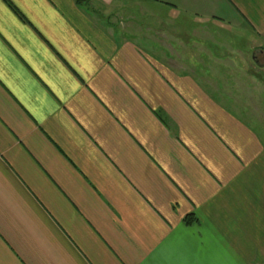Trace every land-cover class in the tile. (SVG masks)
<instances>
[{
  "label": "crops",
  "instance_id": "crops-1",
  "mask_svg": "<svg viewBox=\"0 0 264 264\" xmlns=\"http://www.w3.org/2000/svg\"><path fill=\"white\" fill-rule=\"evenodd\" d=\"M81 2L0 0V264H264L263 126L94 16L264 47V0Z\"/></svg>",
  "mask_w": 264,
  "mask_h": 264
},
{
  "label": "rangeland",
  "instance_id": "rangeland-1",
  "mask_svg": "<svg viewBox=\"0 0 264 264\" xmlns=\"http://www.w3.org/2000/svg\"><path fill=\"white\" fill-rule=\"evenodd\" d=\"M94 13L103 25L112 27L120 34L131 37L141 31L153 36L158 40L156 46L160 55L170 58L168 63L175 66L183 65V57L197 55L200 68L209 72V75L199 74L202 81L218 96L226 99L233 109L245 114L252 123L261 124L264 129V53L256 50H264V47L251 41L245 27L232 28L229 37L236 41L225 46L208 41L206 28L191 22L184 21L180 29L177 25L176 28L154 27L149 31L150 19L136 2H128L123 10H116L111 15ZM142 44L152 46L147 42Z\"/></svg>",
  "mask_w": 264,
  "mask_h": 264
},
{
  "label": "trees",
  "instance_id": "trees-1",
  "mask_svg": "<svg viewBox=\"0 0 264 264\" xmlns=\"http://www.w3.org/2000/svg\"><path fill=\"white\" fill-rule=\"evenodd\" d=\"M79 1H80V3H82L81 2L82 0H78V3H79ZM197 220H198V217L195 214H190V215L186 216L184 219L185 223L188 225L193 224Z\"/></svg>",
  "mask_w": 264,
  "mask_h": 264
},
{
  "label": "flooded vegetation",
  "instance_id": "flooded-vegetation-1",
  "mask_svg": "<svg viewBox=\"0 0 264 264\" xmlns=\"http://www.w3.org/2000/svg\"><path fill=\"white\" fill-rule=\"evenodd\" d=\"M256 50H259V51H258L259 53H264V50H263V49H261V48H257ZM252 56H253V58L255 57V56H254V53H253V55H252ZM256 58H257V56H256ZM257 60H258V59H257ZM258 61H259V60H258Z\"/></svg>",
  "mask_w": 264,
  "mask_h": 264
}]
</instances>
